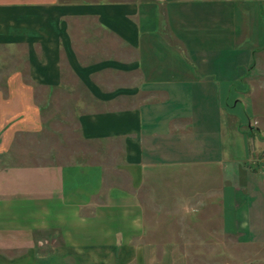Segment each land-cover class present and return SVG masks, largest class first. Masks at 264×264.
<instances>
[{"label": "crops", "instance_id": "crops-1", "mask_svg": "<svg viewBox=\"0 0 264 264\" xmlns=\"http://www.w3.org/2000/svg\"><path fill=\"white\" fill-rule=\"evenodd\" d=\"M263 2L0 0V264H185L140 201L164 180L206 212L220 198L224 233L264 249V192L251 201L264 185ZM58 93L74 99L71 158L44 125ZM183 100L191 121L177 112ZM206 116L240 145L217 160L237 162L250 184L232 173L214 192L212 157L184 145L214 137ZM238 258L264 264V253Z\"/></svg>", "mask_w": 264, "mask_h": 264}, {"label": "rangeland", "instance_id": "rangeland-1", "mask_svg": "<svg viewBox=\"0 0 264 264\" xmlns=\"http://www.w3.org/2000/svg\"><path fill=\"white\" fill-rule=\"evenodd\" d=\"M73 101L74 99H68L66 95L58 93L48 104H45L46 106L43 107L42 114L44 125L50 132L47 139L54 142L60 155L64 156L65 154V158L66 156L71 158L73 152H77L80 146V139L75 122L77 115H75L74 109L70 107ZM171 104H173V102H171ZM180 104L181 105H178L176 108L177 112H180V116L184 118L183 120H190L188 118H191L189 115V105L191 101L183 100ZM198 104L199 108H201L203 107L202 105L208 104V102L207 100L199 99ZM208 107L209 106H205L204 108ZM206 118H208L209 121H213V119L214 121L217 120L216 124L220 121V117L218 116H215L213 119L212 116H206ZM214 129L213 124V131ZM223 130V126L220 128L219 123V128L215 129L213 138L210 139L207 137L203 139V137H199L194 143L192 140L190 142H184V145L187 146L188 144L192 146L194 144L196 152L198 151V158H200V161L209 156L212 157V161L207 163V167L213 175L217 177L214 181L216 182L214 192L220 191L224 186L228 188L227 184H229V182H237V180L226 179L230 174L232 175V173H234L235 178L237 175L240 178V176L244 174L242 171H239L237 162L231 161L230 163L226 160L227 162L225 163L223 159L218 161L221 157L231 159L234 158L233 156H238L240 154V145L238 142L236 143L234 141L235 143H232L229 136L226 138L227 132ZM225 150H227L226 156H224ZM261 163L260 171L264 173V160ZM193 164L194 163L185 162L184 166L188 168L187 171L190 170L193 172L192 169H190ZM253 165L254 164H252V166ZM198 173H203V171ZM201 177L200 174L193 184H195L196 189L200 190L199 195L196 196L200 200H203L206 199V197L212 196V192L207 189L205 184L207 180ZM240 179L244 180L243 177ZM244 181L250 184L248 181ZM174 183V180H164L162 182L163 190L161 191V195L153 196V191L150 194L148 188L140 189V201L142 207L145 209L144 215L147 216V220H149L151 224L153 234L160 239L177 242L184 254L185 264H240L238 258L240 252L246 250L247 253L258 252L259 255L264 253L263 245H260L262 248L260 249L259 246L252 248L243 243L239 244L241 237L240 230H238L236 234L224 233L223 228L220 226V198L218 200V198L214 196L213 201H211L212 206L208 205L211 211L206 212V210L203 211L204 208H202L205 204L204 202L199 205L194 204V197L191 196L190 193L181 194L180 192H176L173 186ZM250 186L252 187V185ZM183 187L179 189L182 190ZM257 191L258 193H256L251 201L255 198L260 203L259 195L260 191L264 192V185L262 184L260 190L257 189ZM155 208H159L160 210L155 211Z\"/></svg>", "mask_w": 264, "mask_h": 264}]
</instances>
